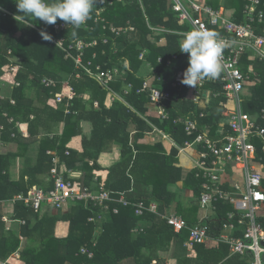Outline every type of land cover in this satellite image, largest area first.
I'll list each match as a JSON object with an SVG mask.
<instances>
[{"label": "trees", "instance_id": "1", "mask_svg": "<svg viewBox=\"0 0 264 264\" xmlns=\"http://www.w3.org/2000/svg\"><path fill=\"white\" fill-rule=\"evenodd\" d=\"M107 0H96L91 16L97 17L96 11L99 7L105 8L100 15V19L94 23L88 21L85 25L75 29L76 35L73 36V28L69 27L61 32H55L53 25H46L44 22L31 19L27 23L17 22L14 17L20 13L17 11L14 0H0V75L1 68L9 64V57L19 59L20 68L17 79H28L31 77V83L28 87L36 86L37 92L44 97V104L50 98V92L58 93L61 91L65 81L68 86L73 89L76 94L74 101L70 104V112H78L75 121L71 122L72 116L64 114L63 106L52 110L49 121L52 123H64L62 137L45 142L51 146L50 150L58 151L57 154L63 155L65 149L61 147L69 138L77 136L81 133L79 123L82 120L89 121L92 124V134L89 140H82V153L79 159L82 161H93V169L101 170L97 165V158L102 151L105 142H112L120 145L122 161L113 166L108 171L104 187L111 191H126L130 188V180L127 173L132 175L136 183V191L134 201H143L145 204L151 200L145 195L146 188L151 186L150 196L156 200L159 205V211L164 212L166 208L171 207L175 202V194L170 193L168 187L183 182L190 185L195 191V198L199 199L202 192L201 181L194 177V172L187 173L183 176V170L175 166L174 159L177 155L176 150L167 154L162 146L158 143L153 146H142L138 144L144 137L145 133L151 132L150 124L160 130L169 131L173 136L182 131V126L176 125L173 121L178 117H187L190 113L205 114L202 123L212 125L216 130L220 123L224 122L222 116L223 108L220 103L225 102L224 98H217L210 103V106L199 107L189 101L175 103L179 93L171 91V101L166 102L169 116L167 120L162 121L159 117L151 115L149 109L145 106L148 102L147 94L136 95V90L140 87L143 78L140 71L143 65L149 63L156 77H164L166 81L174 79L175 74L188 67V63L182 61L183 53L179 49V37L175 34H164L166 42L164 45L159 44L162 37H150V32L146 28L145 18L154 27H160L171 31L181 30L177 25L176 18L168 6L167 0H123L120 3L107 5ZM207 4L213 9L219 7V0H206ZM258 9L264 11V0ZM246 0H227V6L235 9L234 20L243 22V10ZM103 20V22H102ZM61 21V20H57ZM103 25L107 29H102ZM132 27L133 32L115 37L109 31V27ZM34 27V28H33ZM261 32L264 28V21L257 25ZM45 31L52 39L59 40L64 38L66 44L73 40H83L84 42L98 41L96 48H87L83 57V62H92V70L96 65H101L104 69L118 68L116 81L110 83L109 87L115 92L122 95L126 85L132 84V90L129 95L125 96V101L139 115L133 113L126 105L119 101H115L111 108L106 109L103 106L104 98L107 93L98 82L87 76L82 70H76L75 64L71 59H65V53L54 45L51 41H45L40 36V32ZM136 32V33H134ZM106 38L107 43L101 44V39ZM144 48L149 51L145 63L138 59V48ZM8 51H11L10 56ZM96 57L93 59L92 55ZM176 56V60L170 66L165 63L158 64V57L163 60ZM128 61L129 67L123 65ZM244 64H251L250 81L242 96V109L245 113L254 115L264 107V62L253 61L248 62L247 56L243 59ZM11 64V63H10ZM247 70V67H246ZM80 74V78H76V74ZM46 78L57 83L56 88L47 89L41 85V79ZM39 84L41 86H39ZM166 85V84H165ZM164 85V88L170 89V86ZM24 85L20 83V87L12 92V98L16 101L15 106H10L9 101L0 99V126L1 139L10 142H19L18 135L14 129L17 118L13 116L12 110L16 106H21L20 95H22ZM204 89L211 92H220V86L214 85L212 82L207 83ZM89 95L88 101H83V96ZM99 102V109H92V103ZM89 105V109L88 106ZM49 108V109H48ZM49 106H45L44 110L30 109L24 114V120H28L30 114L41 115L46 110L51 111ZM7 112L14 122L7 123V118L3 113ZM48 113V112H46ZM38 126L44 124L45 119L38 118ZM47 120V119H46ZM134 132V134H133ZM132 148L136 151L133 155ZM154 149V150H153ZM46 148H41L38 153L36 164L24 170L27 178L26 184L14 182L10 179L9 169L11 163L15 159V154L3 155L0 153V202L7 203L14 197L23 194L26 195L34 186L39 185L40 177L49 173L51 167L50 157L46 155ZM70 154V153H69ZM60 155V156H61ZM259 155V153H258ZM62 158V157H61ZM63 159L67 157L63 156ZM62 159V161H63ZM264 162V157H263ZM165 181V182H164ZM88 184V182H86ZM3 204H0V261H6L20 247L19 237L26 241L27 245L23 247L21 256L24 264H123L126 261H133L135 264H144L147 262H139L140 252L148 243L161 242L164 246H169L171 238L173 246L182 245L187 237L186 232L175 235L166 223L152 214H145L142 217L134 215L132 208H125L115 205L118 208V214L112 215L108 221H102L100 224L102 233L97 239L96 246L89 250L93 253V257L88 259L87 256L73 257L69 255V240H56L54 242L51 237L44 235V229L47 228L51 221H66L71 224L85 220L87 214L94 218L105 217V213L98 207L86 205L88 208L83 210L82 203L72 207L73 213L68 216L40 217L38 214L26 207L22 202L13 204V211L10 213L8 220L21 221L19 227L6 232L1 217L3 216ZM217 217L209 221L211 233L218 236L221 233L222 219L227 212H230V206L224 202L217 203ZM128 211V212H127ZM129 213V214H128ZM131 213V214H130ZM184 215L183 211L180 212ZM111 215V214H109ZM127 215V216H126ZM128 215H130L128 217ZM188 225L192 224V220H188L183 216ZM139 222L149 223V228L145 233L134 234L132 231L140 228ZM196 224V223H195ZM94 224H92L93 226ZM86 227L83 231L85 239L88 241L92 231ZM236 236H240L236 235ZM55 243V246H54ZM66 243V244H65ZM88 243V242H86ZM180 243V244H179ZM90 245V244H89ZM194 251L196 257L191 261L188 257H183L179 264H250V256L229 257V248L227 245L219 244L216 247L207 248L205 246H195ZM48 257H51L48 259Z\"/></svg>", "mask_w": 264, "mask_h": 264}, {"label": "built area", "instance_id": "2", "mask_svg": "<svg viewBox=\"0 0 264 264\" xmlns=\"http://www.w3.org/2000/svg\"><path fill=\"white\" fill-rule=\"evenodd\" d=\"M107 5L120 3L123 0H107ZM104 1V4L105 2ZM140 1V0H138ZM171 10L177 15L181 24H188L193 28L214 29L219 34V38L224 42L223 52L221 56L222 71L215 78H206L197 82L193 86H189L195 97L194 102L199 100V96L204 90L207 83L212 82L214 85L220 86V92H211L206 90V97L224 98L225 102L220 103L224 109L222 116L224 118L223 128L218 129L215 135H211L206 129L200 127L197 120L188 117H178L173 123L180 125L183 132L189 140L183 147L179 149L181 153L191 150L194 152V168L195 177L201 181V195L199 198V207L205 211L202 219L194 224L188 225L181 217L170 214L169 212L161 213L156 204H145L143 201H131L124 192H115L108 190L103 184L96 185L95 188H89L74 183L71 179H66L59 170L60 157L54 151H47L51 156L50 175L53 179V187L50 190L41 188H33L26 195L20 194L16 196L14 202H22L26 207L30 208L34 213L40 211L44 207H51L54 210H61L69 204L83 203L84 205H92L98 207L105 214H118L120 205L125 208H132L134 215L142 217L145 214H152L161 219L170 227L174 234L186 232L187 240L184 243L186 248L191 249L194 246L205 245L208 242L216 244H225L229 248L231 255L251 257L250 264H264V218L261 213L264 212V191L262 189V181L264 176L260 173L255 165L257 145L264 153V107L256 114L251 115L245 113L242 109V96L250 81L249 72L251 65L244 64L243 59L247 56L248 61L258 60L264 62V28L260 32L257 25L264 21V11L258 9L261 6L260 0H246L243 10V23L234 22L228 19L223 11L213 9L200 0H169ZM102 8L97 11V17L86 21L96 23L100 19V14L104 11ZM103 22V20H102ZM86 23L84 24L86 27ZM70 26L64 21H57L53 24L55 32L66 30ZM102 29H107L103 25ZM132 27H109V31L115 37L133 32ZM167 33L165 30H159ZM55 46L65 53L66 59H71L76 70H82L87 76L98 82L104 89L109 90V84L118 75V69H104L101 65H96L92 70V62H83L84 52L87 48H96L97 40L84 42L75 39L66 44L64 38L59 40H51ZM101 44H106L107 39L102 38ZM146 52L139 54V59L143 60ZM93 59L96 57L92 55ZM188 58V54H186ZM176 56H172L166 60L158 58L159 64L165 63L170 66ZM247 67V70H246ZM186 69L179 70L170 86L172 89H182L186 84L182 83L183 73ZM16 68L7 67L4 71L5 76L11 79L16 77ZM79 78L80 74H76ZM41 85L47 89L56 88L57 83L43 78ZM64 89L55 95V104H64L65 113H69L68 104L74 97L75 92L68 86L64 85ZM132 90L131 85H127L125 94ZM147 93L150 105L156 109V112L162 120L168 119V112L165 109V103L171 101V93L166 90L163 85H157L143 81L141 87L136 90V94ZM114 100V96L110 97ZM94 106L98 104L94 102ZM203 117V115H200ZM3 127L0 126V131ZM163 139L167 136L158 132ZM65 155H69L65 151ZM228 168L238 169L242 173L243 188L238 184H233L232 191H225L222 187L223 179L228 177ZM224 202L231 205L232 209L227 212L222 219L221 233L218 236L211 234L209 221L212 220L213 214L217 210V203ZM6 223L7 218L3 219ZM94 221V219H91ZM242 230L240 237L233 236L234 233ZM82 254L92 257L93 254L83 249ZM147 264V263H144ZM148 264H157L155 261Z\"/></svg>", "mask_w": 264, "mask_h": 264}, {"label": "crops", "instance_id": "3", "mask_svg": "<svg viewBox=\"0 0 264 264\" xmlns=\"http://www.w3.org/2000/svg\"><path fill=\"white\" fill-rule=\"evenodd\" d=\"M200 1L207 4L206 0H200ZM167 2H168V6L171 10V3L169 0H167ZM208 6H210V5H208ZM101 9H102V7L100 6L98 11H100ZM220 9L223 11L224 15L228 19H231L234 22H236L234 20L235 9L231 6H227V0H219V7L217 8V10H220ZM172 13L174 14V16L176 18L177 25L181 28H184V29L171 31L168 29L160 28V27L159 28L154 27L153 25H151L149 23L147 17L144 16L146 28L150 32V34H149L150 37H153V38L159 37V36L162 37L158 41L160 45H164L166 42L165 38H163L164 34L178 35V37L180 38L179 39V41H180L182 39V33L192 29L188 24H181L178 20L177 15L173 11H172ZM242 15H243V13H242ZM243 19H244V15H243ZM243 22H245V20ZM243 22H237V23H243ZM159 30H165L167 33L161 32ZM211 30L215 31L214 29H211ZM134 33H136V32H134ZM128 35H130V34H128ZM137 48H138L139 54L142 51L146 52L143 60H140L139 55H138V59L141 62L145 63L146 57L149 55V51L147 49H144V48H139L138 46H137ZM10 54H11V51H8L9 56H10ZM158 58H162V57H158ZM8 59H9L8 60L9 64L4 65L1 68L2 74L0 75V99L9 101L10 106L13 107L16 105V101L11 97L13 90L16 88H19L21 82H22V85H24V89H23L22 95H20V97H21L20 100L22 102V105L16 106L12 110L13 116L15 118H17V120L15 121L14 129L18 135L19 142H10L8 140H2L1 135H0V153H2L3 155L10 154V153L15 154V159L11 163V166L9 169L10 179L14 182H21V183L26 184L27 178H26V175L24 173V170L28 167L31 168L36 164L38 153H39V150L41 148H46L47 151L50 150L49 147L51 145L49 143L45 142V140L46 139H49V140L58 139V141H59L60 138L62 137L63 130H64V123H58V124L52 123L51 121L48 120L49 119L48 116L49 115L51 116V114H53L52 110L58 109L59 106L64 107V104H55L54 103L55 95L52 92H50L51 96L46 101V104H44V97L40 96L38 94L36 86L28 87L31 83V77H28V79H23V76H22V79H19V80L17 79V75L19 74V68H20V64H17V63H19V59H15V58H11V57H9ZM181 59L183 62L188 63V58H186V53H183ZM254 61H258V60H254ZM248 62H253V61H248ZM123 65H125L126 67H129L128 61H125V63H123ZM248 65H251V64L249 63ZM7 67L16 68L17 71H16L15 79H11L9 76L4 75V71ZM114 68H116V67H114ZM116 69H118V68H116ZM186 69H187V66H186ZM140 73H141L140 76L143 78V81H148L149 83H154L157 85L161 84V85H163V87L165 84L170 86V83L172 81V80L166 81L164 77H159V78L156 77V74H154L155 71L153 72L151 65L149 63L143 65V68L141 69ZM114 81H116V77L112 82H114ZM143 81L141 82V85H142ZM67 83H68L67 81L64 82L62 89H64V87H65L64 85ZM129 85L132 86V84H130V83H129ZM141 85H140V87H141ZM39 86H41V85L39 84ZM126 87H127V85L125 86V88L122 92V95L115 92L113 89H111L109 87V90H106L107 93H106L105 98H104V103H103L104 106L103 107L106 109H109L112 107L113 103L117 100V101L123 103L124 105H126L133 113L139 115V113H137L124 99V97L129 95V93H130V91H129L128 94H125ZM140 87H138V89ZM62 89H61V91H62ZM165 89L168 90L169 92L176 90L179 93L178 98L174 99L175 103H181L183 101H189L195 105H198L199 107L205 108L207 106H210V103L213 100H215L211 96L208 98V97H206V95H204V93H206L205 91L207 89H204L205 91H203L201 93V95L199 96V100L197 102H194L195 95H194L192 89L188 85H186L182 89H172L171 86H170L171 90H169L168 88H165ZM55 94H57V93H55ZM141 94H147V93H141ZM136 95H140V94H136ZM111 96L115 97L114 100H111V98H110ZM82 98H83V101H88L89 95H85ZM74 99H75V97L71 101H67V102H69L68 109H67L69 111V113H65V108H64V114L65 115H71L73 117L71 122L75 121L77 115H79L78 112H75V111L72 113L70 112V107H71L70 104L74 101ZM94 102H96L98 104L97 107L94 106ZM94 102L92 103V105H93L92 109L98 110L99 109V102L98 101H94ZM46 105L49 106L50 108H52V109H50L51 111L46 110L45 112H43L44 115L41 114V115H38V117L36 116V114H30L28 120L27 121L24 120V114L28 110L33 109V110L38 111L41 109L40 111L42 112ZM145 106L149 109V112L151 113V115H155L156 117H159L161 119V117L156 112V109H154L150 105L149 98H148V102L146 103ZM242 106H243V104H242ZM87 107L89 109V105ZM165 109H166V111L168 109L166 103H165ZM46 112H48V113H46ZM168 114H169V112H168ZM200 115H203V117H201ZM3 116L7 118V120H6L7 123H13L14 122L13 118L9 117L7 115V112L3 113ZM187 117L194 119V120H197L200 127H202V129H206L207 131H209V133L211 135H215V133L219 132V131H217L218 129H221L224 127V125L222 123H220L219 127L215 130L212 125L202 123V120L205 118V114L203 112H201V113H190ZM38 118H43V119H45V121H44V124H42V126L38 125L36 127V126H34V124H39V122H40V120ZM162 121H164V120H162ZM148 124L152 128V131L145 133L144 137L139 141L138 144H141L142 146H151L153 148L154 145H156L158 143H162V146H163V148L167 154H169L170 151H172V150H176L177 155L174 159H172L173 162H175L174 163L175 166H177L183 170V176H186L187 173L194 172V177H195L196 172H195V168H194V158H195L194 152L189 150V151H186V153H181L179 151V149L183 147L184 143L187 140H189V137H187L185 135V133L183 132V129L181 132H178L177 134H175V136H173L172 133H170L169 131L167 132L164 130H160L159 128L155 127L154 125H152L150 123H148ZM79 129L81 130V133L79 135L72 136L71 138H69V140L64 145H61V147L63 149H65V151H68L70 154L65 155V153H64L63 155L60 154L61 156L59 155V153L57 154L60 157V161H61L60 166H59V170L66 179H71L72 182L80 184L82 186H86L89 188H95L96 185H100V184H103L105 182L109 169H111L113 166L119 164L122 161L121 147H120V145H118L116 143L105 142L103 145L102 151L97 158V165L101 168V170L95 171L93 169V166H94L93 161H90V160L89 161H82L79 159V155H81V153L83 151L82 140L83 139L89 140L91 138L92 124L89 121L82 120L79 123ZM158 132H161L164 135H166L167 139H163L159 135ZM0 133H1V131H0ZM133 134H134V132H133ZM256 145H257L256 160H257L258 164L255 165V168L260 173H262V175L264 176V162H263L264 153L262 152V150L260 148V143L256 142ZM47 151H46V155L49 156L47 154ZM50 151H54V150H50ZM132 151H133V155H135L136 151L134 150V148H132ZM54 152H56V151H54ZM258 153H259V155H258ZM63 156L67 157V159L66 160L63 159ZM49 157H50V161H51V156H49ZM62 159H63V161H62ZM50 169H51V167H50ZM227 173H228L227 179L225 177L223 180L224 181L227 180L228 182H224L223 187H222L225 191H232L233 188L231 186L233 184H238L241 188H243V185H244L243 184V177H242V173L240 170L234 169V168H228ZM127 177L130 180V188L126 191H116V192H124L129 200L134 201V197L136 195L135 191L137 190L135 187L136 183H135V180H134L132 175L127 173ZM86 182H88V184H86ZM52 187H53V179L50 175V170H49L48 174L40 177L39 185L34 186L33 188H41V189L47 191V190H50ZM144 188H146L145 195H148V197L151 199V200H149L150 202H148L146 204L153 203V204H156L158 207L159 203L156 200H154V198H152L150 196L151 190H152L151 186L144 187ZM174 188H176V189L174 190ZM168 189H169L170 193L175 194V202H173L171 207L166 208L164 212H169L170 214L177 215V216L181 217L182 219H183V216L187 217L188 220H192V222H191L192 224L198 223L202 219V217L206 214L205 211H203L199 207V199L195 198V196H196L195 191L193 190V188L190 185L183 183L181 181V182H178L176 185H170L168 187ZM262 189L264 191V178L262 181ZM178 201L180 203H183V205H181ZM14 203L15 202L13 200L10 202H7V203L0 202V204L4 205L3 206V213L4 214L1 217V220H2V222L5 223V225H4L5 234H6V232L11 231L13 228L14 229L18 228L19 223L24 224V222H21V221L10 222V220H9V222L6 223L3 220L4 218L8 219V217H10V213L13 211V204ZM75 205H77V204H69V205L65 206L64 208H62L61 210H54L51 207H44L43 209L36 212L35 214H38L39 218L40 217L45 218L46 216H52L54 218L55 217H61V216H68V215L73 213L72 207ZM229 206H230V208H232L231 205H229ZM82 208L84 210L85 208H88V207L85 205V207L82 206ZM196 209H197V212H196ZM158 210H159V207H158ZM181 211H183L184 215H182L180 213ZM217 211H218V207H217L216 212L212 215L213 216L212 219L217 217ZM87 212L88 211H83V214H87V217L85 218V220L80 221L79 223L75 222L74 224H71V223L66 222V221H54L56 219L55 218L53 221H51V223H48L47 228L44 229V235H48L49 237H51V240H53L54 242H56V240L68 239L69 240V244H68L69 255H72L73 257H79L80 255L81 256H87L85 254H82L81 251L83 249H85V250H88L90 253H92L91 250L88 249V247H91V249H92L93 247L96 246L97 239L100 236V234L102 233V228H101L100 224L102 223V221L110 220L112 215H113V214H111V215L105 214L104 218L99 216L97 218V221H96V218H94L93 216H91ZM164 212H161V213H164ZM101 213H102V211H101ZM129 216L130 215H128V217ZM261 216H262V218H264V212L261 213ZM91 219H94V221H91ZM92 224H94V225L92 226ZM139 224H140V228L139 229L136 228L135 230L132 231L134 234L145 233L146 230L149 228V223L139 222ZM14 225H16V226H14ZM86 227L91 228L90 231H92V234L90 235V239L88 241L85 239V236L83 233V231ZM242 230L243 229L241 228L239 231L234 233L233 236L240 237L242 235ZM239 234H240V236H236ZM175 235H177V234H175ZM212 235L215 236L214 234H212ZM18 237H19V242H20L19 249L16 250L6 261H4V262L0 261V264H24V260L21 256L20 250H22L23 247H25L27 245V243L24 240V238H22L21 236H18ZM186 240H187V237L181 246L177 244L175 247L173 246V239L172 238H171V242L169 243V246L163 247L161 242H155L152 244L148 243L147 246L144 249H142L140 252L141 260L139 262L149 261V263H152L153 261H155L157 264H179L180 260H182L184 256L188 257L191 261H193L196 257V254L194 251L195 246L191 249L186 248V246L184 244L186 242ZM86 242H88V243H86ZM217 245H219V244H216L215 242H208L205 245H198V246H205L207 248H210V247H216ZM54 246H55V243H54ZM232 256H238V255H231L229 252V257H232ZM239 257L242 258L244 256H239ZM49 258H51V257H48V259ZM87 258L91 259L88 256H87ZM123 264H135V263L131 260V261L123 262Z\"/></svg>", "mask_w": 264, "mask_h": 264}, {"label": "clouds", "instance_id": "4", "mask_svg": "<svg viewBox=\"0 0 264 264\" xmlns=\"http://www.w3.org/2000/svg\"><path fill=\"white\" fill-rule=\"evenodd\" d=\"M20 13L14 19L27 23L35 19L46 25H53L57 20L64 21L74 29L72 35L90 19L96 0H14ZM45 41L52 37L45 31L40 32ZM224 42L215 31L204 28H193L182 33L179 41L181 53L188 54V67L183 73L182 83L193 86L197 82L217 78L222 71L221 56Z\"/></svg>", "mask_w": 264, "mask_h": 264}, {"label": "rangeland", "instance_id": "5", "mask_svg": "<svg viewBox=\"0 0 264 264\" xmlns=\"http://www.w3.org/2000/svg\"><path fill=\"white\" fill-rule=\"evenodd\" d=\"M17 77H18V75H17ZM176 188H174V190H175ZM179 202V201H178ZM180 203V202H179ZM181 205H183V203H180ZM196 212H197V209H196ZM14 226H16V225H14Z\"/></svg>", "mask_w": 264, "mask_h": 264}]
</instances>
